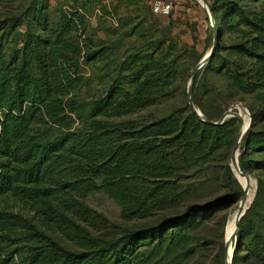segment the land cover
I'll use <instances>...</instances> for the list:
<instances>
[{
	"label": "trees",
	"instance_id": "1",
	"mask_svg": "<svg viewBox=\"0 0 264 264\" xmlns=\"http://www.w3.org/2000/svg\"><path fill=\"white\" fill-rule=\"evenodd\" d=\"M40 7L36 4L33 26L27 23L24 42L13 50L9 61L2 41L15 35L17 27L0 26V200L12 201L26 212L0 208V264H17L13 259L21 252L28 264H153L162 251L164 259L169 258L186 247L189 224L202 205L195 203V195L181 180L187 169L196 172L202 168L211 147L220 144L227 126L237 118L210 125L188 109L183 117L170 115L148 124L94 118L82 131L71 129L72 118L64 112L60 96L75 85L72 72L82 52L72 40L76 24L63 14L50 31ZM81 24L84 27L82 19ZM250 24L258 35L250 44L230 49L236 55L255 58L256 83L264 86V53L259 52L264 44V0ZM139 67L137 80L142 81L134 91L116 86L95 103V114L123 118L149 104V91L163 79L162 68L154 59L142 61ZM154 69H159L155 78L151 74ZM229 77L237 82L233 70ZM263 113L262 109L251 113L238 157L244 173L250 174L255 164L250 156L264 144V130L255 129ZM46 126L63 130L52 136L42 132ZM224 172L234 179L227 163ZM256 182L254 203L264 187L261 177L256 176ZM95 190H102L118 205L123 219L153 214L164 218L152 228L105 239L98 229L83 223H102L100 215L84 201ZM41 227L75 247L61 245ZM140 246L144 248L139 250ZM236 259L237 249L232 264Z\"/></svg>",
	"mask_w": 264,
	"mask_h": 264
},
{
	"label": "rangeland",
	"instance_id": "2",
	"mask_svg": "<svg viewBox=\"0 0 264 264\" xmlns=\"http://www.w3.org/2000/svg\"><path fill=\"white\" fill-rule=\"evenodd\" d=\"M155 1L0 0V26L3 29L12 24L17 27L15 35L3 39V54L9 61L13 50L24 42L27 23L32 24L36 4L46 14L50 31L55 30L63 14L68 15L76 24L72 40L82 52L72 72L75 85L73 88L68 87L69 92L60 97L64 112L72 118L71 129L82 131L85 123H90L94 118L108 123L131 119L136 125H141L170 115H186L190 109L187 85L191 72L208 53L216 37L213 56L198 70L192 85L191 95L195 106L205 117L203 112L211 116L212 121H217L228 108L236 105L244 107L250 117L252 111L257 109L264 112V86L256 83L258 74L255 58L236 55L230 49L246 42L250 44V39L258 35L259 31L250 24V20L262 10L263 0H205L211 20L206 17L199 0H161L170 3L171 11L167 16L156 15L152 11ZM259 52L264 53V44L260 46ZM152 59L158 61L162 68L163 79L157 81L149 91L150 102L147 106L138 107L134 113L123 118L93 112L95 103L116 86L133 92L142 81L137 80L140 63ZM232 70L237 82L229 77ZM158 72L159 69L151 70L154 78L159 76ZM241 124L237 118L227 126L226 136L217 147H211L201 169L196 172L193 171L195 168L186 170V177L181 183L188 184L190 194L195 195V203L202 205L197 207V214L189 224L191 227L186 247L178 249L166 259L162 251L154 258L153 264H226L225 238L230 245L229 254L231 248L233 252L237 249L235 264H264V187L259 189V197L254 203L256 187L254 197L244 213L248 215L244 222L241 221L244 215L239 220L236 235L232 236L235 224L232 232H227L229 216L244 191L236 171L235 175L233 173L235 180L226 177L224 172L225 163L231 164L234 147L238 145L239 155L243 151L248 130L239 138ZM255 129L264 130V113L258 117ZM62 130L46 126L42 132L55 136ZM263 146L261 144L250 156L255 164L249 175L255 180L256 176L264 180ZM238 194L240 197L236 199ZM84 201L100 215L102 223L94 226H90L92 224L88 221L83 223L89 229H98L96 232L108 240L130 231L152 228L164 218L153 214L143 219H123L118 205L102 190L91 192ZM0 208L26 214L12 201L0 200ZM41 230L53 238L56 236V241L61 245L75 247L52 230L45 227H41ZM143 248L140 246L138 249ZM178 253L180 256L176 258ZM25 257L21 252L13 261L28 264Z\"/></svg>",
	"mask_w": 264,
	"mask_h": 264
},
{
	"label": "water",
	"instance_id": "3",
	"mask_svg": "<svg viewBox=\"0 0 264 264\" xmlns=\"http://www.w3.org/2000/svg\"><path fill=\"white\" fill-rule=\"evenodd\" d=\"M204 2L206 3V1L204 0ZM207 5V3H206ZM207 14H206V17L211 20V14H210V10H209V7L207 5V10H206ZM212 24V23H211ZM212 28H213V31H215L214 29V26L212 24ZM215 44H216V37H214L213 39V42H212V45L207 53V55L203 56L199 62L197 63V65L195 66V68L192 70L191 72V75H190V78H189V81H188V85H187V93H188V104L190 106V109L193 111V113H195L198 118L207 123V124H210V125H221L224 120H226L227 118H231V117H237L238 119H240V115L237 111H235L233 108L235 107H230L228 108L220 117L217 121H212V120H209L208 118H206L202 113L201 111L194 105L193 103V100H192V95H191V90H192V85H193V82H194V79L196 77V74L198 72V70H200L208 61L209 59L211 58L212 54H213V51L215 49ZM246 113L248 114V125L247 127L245 128V130L242 131V125H241V128H240V131H239V138H241L245 132L248 130V128L250 127L251 125V117L249 115V113L247 112V110L245 109ZM241 121V119H240ZM238 145H236L234 147V150L231 154V162L234 164L235 168L237 169L238 172H240L242 175L246 176L247 178H250V175L248 173H244L240 170V167L238 166V159H237V155H235V149ZM231 167V165H230ZM256 181V180H255ZM255 194V193H254ZM254 197V196H253ZM247 199V193H245L243 191V194H242V197H241V201L242 203H244ZM251 203V202H250ZM250 205V204H249ZM248 205V206H249ZM248 208V207H247ZM247 208L245 210H243L242 213L241 210H240V214H239V217L236 221V224H235V230L233 231L232 233V236L236 235V232L238 231V224H239V220L241 219V217L244 215V213L246 212ZM229 244H228V240L225 238V260H226V264H230L231 262V257H232V252L233 250L231 251L230 253V256H229V261H227V255H228V248H229Z\"/></svg>",
	"mask_w": 264,
	"mask_h": 264
},
{
	"label": "bare ground",
	"instance_id": "4",
	"mask_svg": "<svg viewBox=\"0 0 264 264\" xmlns=\"http://www.w3.org/2000/svg\"><path fill=\"white\" fill-rule=\"evenodd\" d=\"M200 6L202 7V9L205 11V13L207 14L206 10H207V5L204 2V0H199ZM207 55V54H206ZM235 111H237L240 115V119L242 122V131L245 130V128L248 125V114L245 111V108L240 106V105H236L235 108H233ZM235 155H237V159L239 156L237 147L235 149ZM231 169L235 175V171L237 172L238 176L240 177L241 181H242V186H243V190L245 193H247V199L244 203H242L241 199L238 201V205L234 208V210L231 212L229 219H228V225H227V232L230 233L232 232V230L234 229V224H236V221L239 217V214L243 212V210H245L248 205L250 204V202L253 199V196L257 187L255 178H252V176H250V178H247L246 176L242 175L240 172L237 171V169L235 168L234 164L231 162ZM239 166V164H238ZM236 177V176H235ZM237 179V178H236ZM241 210V212H240ZM240 212V213H239ZM229 251H230V247L228 248V255H227V261H229ZM232 251V248H231Z\"/></svg>",
	"mask_w": 264,
	"mask_h": 264
},
{
	"label": "built area",
	"instance_id": "5",
	"mask_svg": "<svg viewBox=\"0 0 264 264\" xmlns=\"http://www.w3.org/2000/svg\"><path fill=\"white\" fill-rule=\"evenodd\" d=\"M152 11L156 15L167 16L170 14L171 11L170 3L161 0H156L152 5Z\"/></svg>",
	"mask_w": 264,
	"mask_h": 264
}]
</instances>
